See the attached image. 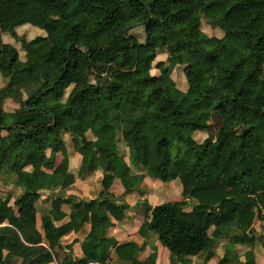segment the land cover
<instances>
[{
  "label": "trees",
  "instance_id": "1",
  "mask_svg": "<svg viewBox=\"0 0 264 264\" xmlns=\"http://www.w3.org/2000/svg\"><path fill=\"white\" fill-rule=\"evenodd\" d=\"M43 3L56 18L40 9ZM203 19L244 53L213 46ZM141 21L139 39L127 26ZM31 26L40 33L27 40L20 28ZM0 33L24 52L0 44V182L21 190L14 213L11 194L0 197V264H43L52 247L63 254L59 264H105L108 247L123 253L125 264H156L155 249L140 259L138 243L107 237L111 218L120 221L134 208L142 210L138 234L153 233L172 264L208 259L221 240L252 246L264 239V224L259 234L255 228L264 222V0H0ZM161 51L167 58L155 61ZM37 66L39 81L32 77ZM108 68L129 72L127 86L84 83L85 69L103 79ZM48 95L63 107L42 106ZM80 104L91 107L90 118ZM212 113L221 119L217 133L199 141L195 134L209 129ZM6 117L15 121L4 125ZM122 141L130 166L145 173L128 174ZM76 153L78 178L103 169L95 198L54 191L72 180L69 157ZM143 175L178 180L182 199L130 206L109 191L118 178L127 193ZM62 205L68 220L56 223L51 211ZM86 225L81 256H73L77 240L62 245V237ZM243 258L236 249L215 264H255L252 248Z\"/></svg>",
  "mask_w": 264,
  "mask_h": 264
},
{
  "label": "crops",
  "instance_id": "2",
  "mask_svg": "<svg viewBox=\"0 0 264 264\" xmlns=\"http://www.w3.org/2000/svg\"><path fill=\"white\" fill-rule=\"evenodd\" d=\"M44 4V3H43ZM46 4V3H45ZM39 6V4H38ZM38 31V29H37ZM36 31V32H37ZM6 39V36L0 33V44L5 43L4 40ZM7 104V108H10L11 110L15 107V103L10 101H5ZM91 117V116H90ZM87 117V118H90ZM15 120L10 117H6L4 120V125H10ZM48 152V151H47ZM80 155L74 154L73 156H70V164H69V171L71 173L72 180L68 183L67 187L63 188L62 190L59 188L54 189V191H63L64 194L62 195H68L72 194L75 195L81 199H92L95 198L97 195V192L99 190V183L100 179L102 177V174H100V169L96 170L94 175L92 177H88L85 179H80L77 177V170L80 165ZM146 186L149 187L151 190L153 189V186L156 187V191L159 188H166L168 187L164 183H161L158 180L144 178ZM163 184V185H162ZM175 187V186H173ZM91 189V191H90ZM168 190V189H167ZM20 188L14 187L12 184L3 186L0 182V197L5 198L8 194H11V200L9 202V210L11 212L16 211V207L13 204V200L16 198V196L20 193ZM109 191L114 194L116 198H119L120 200L128 203L130 206H133L137 201L147 199L148 203L152 206L156 205L154 203H160V200L162 199V195L149 193L147 196H142L139 198L138 194L136 193H125L124 187L121 184L120 179L115 178L109 187ZM178 193L180 194V187L178 190ZM49 195L48 191H44L43 197L41 200H45V198ZM131 196L129 199L125 196ZM157 196V200L152 204L151 200ZM37 204V202H36ZM49 205V203H47ZM38 212L40 207H37ZM69 207L67 205H62L60 209L51 211V215L56 223H64L68 220V214H69ZM113 225L110 226L107 230V237L109 239H115L118 242H126V241H135L140 245V249L138 252V257L140 259L145 258L150 253L156 252L157 259L156 264H172L170 260L169 251L166 247L162 246L159 241L157 240L156 236L153 233H149L145 238L141 237L138 234V229L140 227L141 221H142V212L134 208L130 209L125 217L120 220H114L112 219ZM40 217L37 216V228L40 230ZM88 225L84 227V230L82 232H70L62 237V245L71 243L74 239L77 240L73 246H72V253L73 256L80 257L81 256V250H80V240L84 237L86 232L88 231ZM257 234H259L262 229L256 228ZM264 232V231H263ZM225 242V240L219 241V243L215 246L213 249L212 255L210 258L207 259L206 255H199V256H190L188 258H184L183 260L187 261V264H215V260L217 259V256H215V260L213 257L214 254L218 253V251H221V245ZM252 248L253 254H254V263L255 264H264V239L262 241L255 242L252 246L242 245L237 246L236 249L239 250L240 259L243 258V252L249 250ZM50 252L52 254V259L44 261L43 264H59L62 260L63 254L57 247H52L50 249ZM109 252V259L105 264H125V255L123 253H116L111 249V247H108ZM244 259V258H243ZM183 260H176L175 264H184ZM103 264V263H102ZM186 264V263H185Z\"/></svg>",
  "mask_w": 264,
  "mask_h": 264
},
{
  "label": "rangeland",
  "instance_id": "3",
  "mask_svg": "<svg viewBox=\"0 0 264 264\" xmlns=\"http://www.w3.org/2000/svg\"><path fill=\"white\" fill-rule=\"evenodd\" d=\"M66 1L69 3L71 0H66ZM39 7L46 15H48L52 18L57 17V14L53 10L50 9V7L47 3L46 4H39ZM31 27H32V29H30L28 27L27 30L20 28V32L25 33V35H22V36L25 37L27 40L32 38V36L40 33V30L38 28L33 27V26H31ZM136 27L132 28V30L130 32L134 33V34L136 33L138 35L139 39H142V37H141L142 36V29L136 28ZM202 27H203V29H205L206 34L210 37L211 44L213 46L221 48L230 54H242V53H244V49L241 45L232 41L231 39L223 37V32L221 31V29H219V27H216L214 25L209 24L205 19L202 20ZM33 28L35 30H33ZM37 29H38V31H37ZM4 42L5 43L9 42V43H12L13 45H15L19 49V51L21 52L22 57L24 56V52L22 51L21 45L18 41H15L13 38L6 36V39L4 40ZM159 58L166 59L167 53L165 51H161L158 55V58H156L155 61H157ZM39 69H40L39 66H37L36 69L34 70V72L32 73V77L38 81L40 80ZM174 70H175V74H174L175 80H179V78L182 76V68L178 67V64H176L174 66ZM153 72H155L154 68L151 69V73H153ZM128 73L129 72H127L126 70L117 71L113 68H108L107 72L105 74H103V76L107 75V79L106 78L101 79V76L95 75L91 69H85V71L83 73V78H84L85 84L95 83L98 85L103 84L105 86H109V85L117 82V83H120L121 85L126 87L127 83H128ZM2 82H3V79L0 78V87L3 86ZM179 87L181 89H183V85H181ZM3 100L6 101L7 99H3ZM42 106H44V107L52 106V107L57 108V109H61L63 107V105L59 104L53 98V96H50V95L43 98ZM79 107H80V110H81L82 114L84 115V117H90L92 115L91 107L86 106V105H82V104H80ZM208 123H209V129L207 131L196 132L195 138H197L199 141H201V139H203V137H205L206 135H208L210 133L213 136H215L217 133L218 127L221 123V119L215 113H212ZM107 135H108V137H111L110 134H107ZM122 142L123 143L120 144L118 151L120 152L121 155H123L124 160L130 166L129 154L127 153V150L125 148H123V144H126V142L125 141H122ZM66 144L69 147V149H72L71 143L69 140L66 141ZM187 149H188L187 145L184 142H181L180 143V152L184 153ZM140 173H145V170L142 169L141 167L130 166L129 172H128L129 175L134 176V175H137ZM100 174H103L102 168H100ZM144 178L152 179L149 175H143L142 179L139 182H134L132 184V189L128 193H136V194H138L139 198L142 196L146 197L147 194H149L151 192L154 193L153 195L160 194L163 196L162 199L160 200V203H162V202H174V201H179L182 199L181 193L180 194L178 193V190H179L178 180H169L166 182H161V183H164L165 185H167L168 187L159 188L156 191L155 186H153L152 190L146 186ZM100 182H101V179H100ZM173 186H175V187H173ZM100 187H101V184H100ZM90 191H91V189H90ZM59 192L61 194H64L63 191H59ZM125 197L129 199L131 196L127 197V195H126ZM115 200L119 201V198L115 199ZM156 200H157V196H155L151 200V203L153 204ZM137 202L141 203L142 200L139 199ZM154 204H159V203H154ZM40 205L41 204L39 202H37L36 206L40 207ZM192 205H191V203L187 204L185 209L186 210L190 209L192 207ZM141 212H142V210H141ZM263 224H264V222L256 223L255 228L262 229ZM236 247H237V245L233 246L231 243L223 242V244L221 245V251H218V253L214 254L213 257H211V258H214V260H215L216 259L215 256H217V259L215 260V262L220 260V258H222L224 255H227V257L230 258L233 255L234 251L236 250ZM233 249H234V251H233ZM226 250H228V251H226ZM188 257H190V256H188ZM188 257H186V258H188ZM243 260L244 259L241 258L242 262H243ZM183 263L187 264V261L183 260Z\"/></svg>",
  "mask_w": 264,
  "mask_h": 264
},
{
  "label": "water",
  "instance_id": "4",
  "mask_svg": "<svg viewBox=\"0 0 264 264\" xmlns=\"http://www.w3.org/2000/svg\"><path fill=\"white\" fill-rule=\"evenodd\" d=\"M145 6H146V8L151 12L150 7H149L148 5H145ZM151 17H153L152 14H151ZM143 23H144L143 21L138 22V23H132V24H130L129 26H127V28H133V27H135V26H137V25H139V24H143ZM104 78H107V75H104Z\"/></svg>",
  "mask_w": 264,
  "mask_h": 264
},
{
  "label": "built area",
  "instance_id": "5",
  "mask_svg": "<svg viewBox=\"0 0 264 264\" xmlns=\"http://www.w3.org/2000/svg\"><path fill=\"white\" fill-rule=\"evenodd\" d=\"M91 264H102V263L93 262V263H91Z\"/></svg>",
  "mask_w": 264,
  "mask_h": 264
}]
</instances>
